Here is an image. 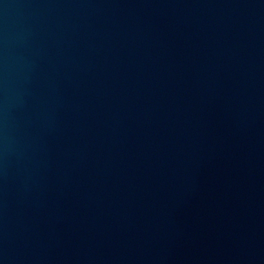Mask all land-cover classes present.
<instances>
[{
  "label": "water",
  "instance_id": "95a60500",
  "mask_svg": "<svg viewBox=\"0 0 264 264\" xmlns=\"http://www.w3.org/2000/svg\"><path fill=\"white\" fill-rule=\"evenodd\" d=\"M0 264H264V0H0Z\"/></svg>",
  "mask_w": 264,
  "mask_h": 264
}]
</instances>
